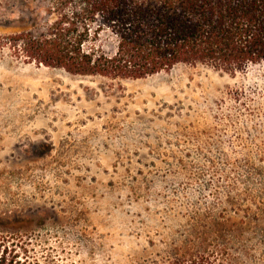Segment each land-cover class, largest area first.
I'll use <instances>...</instances> for the list:
<instances>
[{
    "label": "rangeland",
    "instance_id": "rangeland-1",
    "mask_svg": "<svg viewBox=\"0 0 264 264\" xmlns=\"http://www.w3.org/2000/svg\"><path fill=\"white\" fill-rule=\"evenodd\" d=\"M33 14L0 0V255L264 264V65L73 76L8 44Z\"/></svg>",
    "mask_w": 264,
    "mask_h": 264
},
{
    "label": "trees",
    "instance_id": "trees-1",
    "mask_svg": "<svg viewBox=\"0 0 264 264\" xmlns=\"http://www.w3.org/2000/svg\"><path fill=\"white\" fill-rule=\"evenodd\" d=\"M35 24L8 44L73 76L138 80L177 66L234 76L264 65V0H21ZM0 264L17 262L0 255ZM160 264H226L172 254Z\"/></svg>",
    "mask_w": 264,
    "mask_h": 264
}]
</instances>
